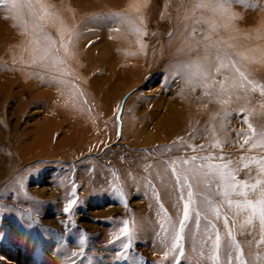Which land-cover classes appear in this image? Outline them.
Here are the masks:
<instances>
[{"label": "rangeland", "instance_id": "obj_1", "mask_svg": "<svg viewBox=\"0 0 264 264\" xmlns=\"http://www.w3.org/2000/svg\"><path fill=\"white\" fill-rule=\"evenodd\" d=\"M223 12L249 16L252 22L253 105L247 117L240 100L219 99L232 116L227 117L231 125L222 133L223 149L233 146L238 152L234 158L222 152V160H198L197 164L231 162L230 167L239 169L238 181L255 184L264 176L258 174L257 166L244 167L248 161L242 158L264 156L260 140L252 135L253 130L264 132V0H0V264H264V244L260 243L264 228L255 220L250 226L245 223L250 213H233L225 221L202 211L204 197L216 204L222 197L201 178H189L195 203L180 241L183 255L179 250L168 251L172 227L182 216L181 197L187 194V188L178 185L183 193L168 206L164 191L172 176L165 171L168 151L190 154L195 145L186 135L165 141L176 149L165 147L158 152L156 144L139 141L140 116L147 113L153 122L160 120L173 104L168 99L178 97L184 85L193 92L181 93L184 100L199 95L193 82L186 84L184 75L196 73L197 67L199 73L203 61L202 66L198 60H190L192 65L189 60L171 62V55L181 58L184 54L166 51L172 48L169 39L176 28L182 30L176 31L179 38H190L184 28L195 27L202 15L211 19ZM227 34L221 29V37ZM143 44L138 58L146 54L147 61L140 64L137 56H123L124 47L139 50ZM220 68L225 79L233 80L224 90L242 88L226 65ZM176 69L184 73L183 78H175ZM208 82L222 80L206 77L202 89L209 92ZM157 92L161 104L143 106ZM56 115L65 121L58 133L53 132L57 137L67 123L83 121L82 142L56 155L21 159L20 139L28 138L37 122L52 121ZM204 126L210 125L204 122ZM206 134L212 135L211 130ZM160 157L165 160L159 169ZM259 198V189L248 195L253 202ZM73 199V207L66 212ZM126 226L132 238L127 250L122 247L128 241L121 231ZM118 235L121 239H116Z\"/></svg>", "mask_w": 264, "mask_h": 264}, {"label": "bare ground", "instance_id": "obj_2", "mask_svg": "<svg viewBox=\"0 0 264 264\" xmlns=\"http://www.w3.org/2000/svg\"><path fill=\"white\" fill-rule=\"evenodd\" d=\"M222 15L220 17L219 15H214L211 19H207L204 15H202L203 19H200L198 21L199 24H196L195 27L184 28V34H190V38H187L188 35H183L185 38H179L180 36L177 32H182V30L176 28L177 32L175 31L174 37L169 39V42L172 41V48H167L170 50L166 51L170 52L174 50L176 52L178 51L179 54H184L181 58H177L174 54L171 55L173 57H171V62L177 60H179L178 62L189 60L190 65H192L190 60H198L200 66H202L200 61H203V67L199 73L198 67L197 72L195 71L196 73L183 70V72H188H186L185 75L180 72L182 71L181 68V70L179 69L180 71L177 69L174 70L176 71L175 78H183L185 76L184 78L186 79V84L188 81L194 83L197 88V91H194V93H199L195 99L191 101L186 99L184 100L182 95L180 96L183 92L189 96L193 93L191 91H186L187 87L184 85L185 87L183 91L179 93L178 97L175 96V98L170 97L168 99L173 102L172 106L169 108L168 114L166 113L160 117V120L153 122L151 120V116L148 117V114L145 113L143 114L144 118L140 116L139 122L137 123L138 127H140V129L138 128L141 136V138H139L140 143H148L149 145L156 144L155 148L158 152L165 147L175 148L174 145H170L165 141L173 142L179 137H184L186 135L190 137V142L195 145V148L190 150V154L185 151L169 150V156L167 157L166 162L173 159L178 161L188 159L193 155L199 156L197 153H203L206 156L220 157L221 153L225 152L227 156L234 158L236 152H238L233 148V146H230L225 150L223 149L224 136H222V133L229 125H231V122H229V118L227 117L232 116L228 115V110L226 111V107H223V104L219 101V99L229 97L234 102H238V100H240L243 103L241 105L246 107L247 117L250 116L251 106L253 105V96L251 92L252 82L250 75V69L253 61L252 22L250 17L245 15L236 16L232 13L225 14L224 12ZM198 18L201 17H195L194 20ZM236 20H241V22H237ZM240 24H242L241 27H238ZM221 29L228 31L227 36H220ZM195 33H197L196 36L198 37L195 36ZM144 49V44L139 50L136 48L124 47L122 54L125 57H130L132 55L137 56V62L141 64V62L147 61L146 54L142 55L143 58H138V54ZM166 51L162 49L164 54L167 53ZM187 51L188 53L185 54ZM190 51L192 52V56ZM159 52L160 50L155 52L153 54V58L157 57ZM84 57L87 58V56ZM95 62L96 61H94V63ZM224 65L229 68V72L235 79V83L242 85L241 89H238L237 91L224 90V86L233 84V80L230 76L225 79V73L220 68ZM115 66L118 67V65ZM190 68L191 67L189 66V69ZM240 68L241 76L239 74L236 78L235 73ZM208 76H212V79L214 80H222L219 84L208 82V86L210 87L209 92L202 89V83ZM173 79L174 78H172V80ZM93 83L94 87H96V83L94 81ZM200 90L203 91V93H201ZM159 91L160 89L158 92ZM158 92L150 97H147L145 99L147 101L144 102L143 106L146 107L150 103L157 105L161 104L160 101L162 100V97H160V93ZM172 93L173 88L170 90V96ZM137 111L138 110H136V112ZM206 112L208 114L207 120L205 121ZM52 119V121L37 122L36 127L31 130V132H28L29 137L27 138L24 136L20 139L18 144L20 158L22 157L23 159H28L30 157L33 158V156L56 155L61 153L63 148L64 152L67 146L82 142L79 134L81 129L84 127L82 120H77L74 123H67V128L63 131V135L61 137H57V134L53 132L58 133L60 125H62L65 121L64 119L61 120L58 115ZM204 122L209 123L210 126H204ZM245 129L246 132H248L247 125L245 126ZM207 130H211L212 135H207ZM217 142L220 143V147H214ZM126 143L128 142L126 141ZM240 152L243 153L244 151L240 150L239 153ZM160 160L161 161H159L158 164L159 169L162 168L165 159L164 157H160ZM215 160L217 159H212V161ZM170 178L171 182L165 186L164 190L166 191V195L169 197L167 200L168 206L177 202L179 194L183 193L179 192L178 184L173 179V176H170ZM200 178L203 179L202 177H199L196 178V180H199ZM113 181L115 182L116 179L113 178Z\"/></svg>", "mask_w": 264, "mask_h": 264}, {"label": "snow or ice", "instance_id": "obj_3", "mask_svg": "<svg viewBox=\"0 0 264 264\" xmlns=\"http://www.w3.org/2000/svg\"><path fill=\"white\" fill-rule=\"evenodd\" d=\"M262 91H264V86H261ZM249 124V128L251 129ZM242 136H246V133H241ZM252 135L257 136L260 140L259 147L264 151V132L259 134L255 133V130L252 131ZM247 139L245 143H247ZM255 146V145H254ZM214 147H220V143L217 142ZM195 150V149H193ZM212 159H223V157H190L188 159L177 161L166 162L165 171H171L173 179L181 187L187 188L186 197H181L184 200L182 206V216L178 220L177 224L173 225L172 231L170 233V242L168 246V251L176 252L179 250V254L183 255V250L181 248L180 241L183 239V234L185 229L188 226L189 221L192 219L191 213L193 211V204L195 203V195L192 191V183L190 182V177L193 179L202 177L206 186L211 192H214L216 195L222 197V201L219 204H216L212 199L204 197L202 200V211L206 213H211L217 219L223 218L225 221L228 220L230 214H240V213H250V217L245 220V223L249 226L253 224L254 220L258 221V225L261 228H264V188H261V185H264V179L258 180L255 184H251L247 181H238L236 179V173L239 171L238 168L230 167V163L227 164H204L198 165V160H212ZM242 161H248L244 163V167L251 168L257 166L259 168V175L264 176V156L260 157H244ZM259 189V200L250 201L248 195L250 192L256 193ZM243 197L244 199L235 200L233 197ZM75 200L73 199L65 209L66 212L70 211L73 207ZM227 208L228 211H224V208ZM199 215V212H197ZM123 236L127 239V243L123 244L122 247L127 250L131 247V235L129 228L126 226L122 230ZM229 238L233 245H236L238 251L241 252L242 249L239 248L238 242L231 237V232H229ZM116 239H121L118 235ZM216 249L217 252L221 246V240L219 232L216 234ZM84 240H81V245H83ZM228 242H225L227 246ZM261 244H264V239L260 241ZM79 255V253L73 254ZM123 256L124 253H121ZM167 256V252L165 253ZM247 264V261L244 262Z\"/></svg>", "mask_w": 264, "mask_h": 264}]
</instances>
